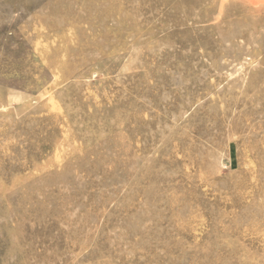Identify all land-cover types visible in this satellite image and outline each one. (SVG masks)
I'll list each match as a JSON object with an SVG mask.
<instances>
[{
	"label": "rangeland",
	"instance_id": "374dc122",
	"mask_svg": "<svg viewBox=\"0 0 264 264\" xmlns=\"http://www.w3.org/2000/svg\"><path fill=\"white\" fill-rule=\"evenodd\" d=\"M0 264H264V0H0Z\"/></svg>",
	"mask_w": 264,
	"mask_h": 264
}]
</instances>
